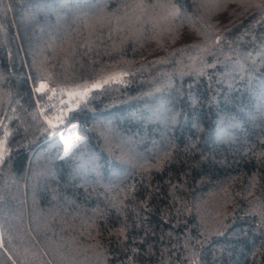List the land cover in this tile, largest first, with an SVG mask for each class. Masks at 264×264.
<instances>
[{
	"label": "trees",
	"instance_id": "16d2710c",
	"mask_svg": "<svg viewBox=\"0 0 264 264\" xmlns=\"http://www.w3.org/2000/svg\"><path fill=\"white\" fill-rule=\"evenodd\" d=\"M0 140V264H264V0H0Z\"/></svg>",
	"mask_w": 264,
	"mask_h": 264
},
{
	"label": "rangeland",
	"instance_id": "374dc122",
	"mask_svg": "<svg viewBox=\"0 0 264 264\" xmlns=\"http://www.w3.org/2000/svg\"><path fill=\"white\" fill-rule=\"evenodd\" d=\"M204 36L205 35L202 32H198V37L199 38L204 37ZM98 85H99V82H96V83H93V84H91L89 86H85V87L80 88V89H75V90L69 91L67 95H73V96L80 97V96L84 95V93L88 89L96 87ZM71 126H73V128L69 129ZM62 129H64L63 133L60 134V131ZM67 130H68V133H66ZM57 136L60 138L62 143L67 144V148H70V146L73 144V142L78 137V130H77L76 122H71V123H68V124L64 125L63 127H61L60 130L57 132ZM2 154H3V144H2V142L0 140V159H1ZM35 158L40 160L41 152Z\"/></svg>",
	"mask_w": 264,
	"mask_h": 264
},
{
	"label": "snow or ice",
	"instance_id": "6c2138e0",
	"mask_svg": "<svg viewBox=\"0 0 264 264\" xmlns=\"http://www.w3.org/2000/svg\"><path fill=\"white\" fill-rule=\"evenodd\" d=\"M34 79V78H33ZM44 90V85L43 84H40L39 87H37L35 89L36 93H42ZM98 132H100L101 134L104 133L105 129L103 128V126H101L100 129L97 130ZM89 163L94 167L95 166V161L94 160H90Z\"/></svg>",
	"mask_w": 264,
	"mask_h": 264
},
{
	"label": "built area",
	"instance_id": "2783aa9c",
	"mask_svg": "<svg viewBox=\"0 0 264 264\" xmlns=\"http://www.w3.org/2000/svg\"><path fill=\"white\" fill-rule=\"evenodd\" d=\"M72 128H73V126H71L69 129H72ZM69 129H68V130H69ZM63 130H64V129H62V130L60 131V134L63 133ZM68 130L66 131V133H68ZM60 134H59V135H60ZM63 135H64V134H63Z\"/></svg>",
	"mask_w": 264,
	"mask_h": 264
}]
</instances>
